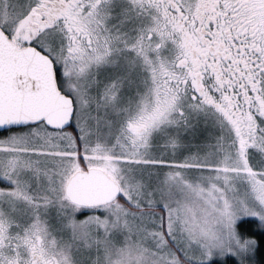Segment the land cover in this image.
I'll return each mask as SVG.
<instances>
[{
	"label": "snow or ice",
	"instance_id": "obj_1",
	"mask_svg": "<svg viewBox=\"0 0 264 264\" xmlns=\"http://www.w3.org/2000/svg\"><path fill=\"white\" fill-rule=\"evenodd\" d=\"M258 251L264 0H0V264Z\"/></svg>",
	"mask_w": 264,
	"mask_h": 264
},
{
	"label": "trees",
	"instance_id": "obj_2",
	"mask_svg": "<svg viewBox=\"0 0 264 264\" xmlns=\"http://www.w3.org/2000/svg\"><path fill=\"white\" fill-rule=\"evenodd\" d=\"M246 221H248L250 224H258L259 222L255 219H244ZM253 231H259L258 229H253ZM242 238H243V234H242ZM262 257H264V252H260L258 251L255 255V260L257 262V264H264V259H262ZM212 264H218V263H212Z\"/></svg>",
	"mask_w": 264,
	"mask_h": 264
},
{
	"label": "rangeland",
	"instance_id": "obj_3",
	"mask_svg": "<svg viewBox=\"0 0 264 264\" xmlns=\"http://www.w3.org/2000/svg\"><path fill=\"white\" fill-rule=\"evenodd\" d=\"M244 219H255V220H257L255 217H244L243 220ZM212 263H218L217 259L214 258L213 260H211V261L208 262V264H212Z\"/></svg>",
	"mask_w": 264,
	"mask_h": 264
}]
</instances>
